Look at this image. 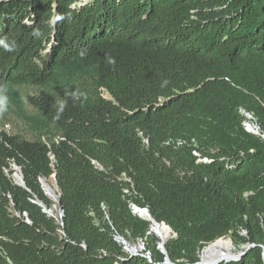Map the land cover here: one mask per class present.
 I'll return each mask as SVG.
<instances>
[{"label":"trees","instance_id":"16d2710c","mask_svg":"<svg viewBox=\"0 0 264 264\" xmlns=\"http://www.w3.org/2000/svg\"><path fill=\"white\" fill-rule=\"evenodd\" d=\"M0 95V264H264V0H0Z\"/></svg>","mask_w":264,"mask_h":264},{"label":"rangeland","instance_id":"374dc122","mask_svg":"<svg viewBox=\"0 0 264 264\" xmlns=\"http://www.w3.org/2000/svg\"><path fill=\"white\" fill-rule=\"evenodd\" d=\"M34 93H35V91L32 89L22 88V89H18L17 95L19 97L24 98L26 94H34ZM105 97L108 98L109 96L105 94ZM26 111L29 113V112H32V109L27 108ZM5 125H8V128H5L4 132L9 136L19 135L25 139H32L33 138L28 127L22 121H20L18 119L16 112H15V107H14V104L12 103V101L7 99L5 96L0 95V127L3 128ZM249 126L256 128L254 122L246 123V129H249ZM12 169H14L16 172L18 171L15 167ZM17 176H20L19 173L13 174L10 177L15 184L19 185L20 183L17 182V178H16ZM41 185H42L44 192L46 193L47 197L50 198L52 201H56V195L55 194L57 193L58 190H57L55 178L51 177L47 181L42 180ZM47 189L51 190L52 193H54V199L48 196L47 191H46ZM46 212L50 217L56 219L57 221H60L61 212L57 207H54L52 210H46ZM242 235H244V233ZM156 236H157V234H156ZM172 237H173L172 233L171 234L169 233L167 240H169ZM223 239L230 240L232 245L234 246L235 253L236 252L238 253L237 256L235 257V258H237L236 261L241 259L239 257L242 253H247L251 248H253V246L249 247L251 244H248V243H242V242H238V241L236 243H234L230 236H227L226 238H223ZM114 240L116 241V243L118 245H120L123 248V250L127 254H137V253H140L141 251L144 250V245L140 241L137 243H130V242L124 240L123 238L117 237V236L114 237ZM208 246H206V247H208ZM206 247H204L203 250Z\"/></svg>","mask_w":264,"mask_h":264},{"label":"bare ground","instance_id":"6f19581e","mask_svg":"<svg viewBox=\"0 0 264 264\" xmlns=\"http://www.w3.org/2000/svg\"><path fill=\"white\" fill-rule=\"evenodd\" d=\"M249 130L254 134H258V130L255 127L249 126ZM16 178L17 182L21 183L20 176H17ZM46 191L48 196L54 199V193H52V191L49 189H47ZM138 214L142 219L152 224V230L157 234L158 238L160 239V244L166 242L169 233L171 234L169 228L162 224H156L155 221L151 218L149 212L139 211ZM237 254L238 253H235L234 246L232 245L230 240L219 239L216 242L210 244L208 247H206L200 253V257L202 259L203 264H212L214 262H217L219 264L224 261L234 259Z\"/></svg>","mask_w":264,"mask_h":264},{"label":"water","instance_id":"95a60500","mask_svg":"<svg viewBox=\"0 0 264 264\" xmlns=\"http://www.w3.org/2000/svg\"><path fill=\"white\" fill-rule=\"evenodd\" d=\"M248 132H250V130L249 129H246ZM250 133H252V132H250ZM254 134V133H253ZM55 178V177H54ZM20 180H21V183L19 184L20 186H23V179L20 177ZM136 211H145V212H148V210L147 209H140V208H138V207H133V213L134 214H136ZM43 212H45V213H47L46 212V210L45 209H43ZM60 212H61V215H60V220H62V218H63V211L62 210H60ZM138 216V215H137ZM138 217H140V216H138ZM141 218V217H140ZM27 222H29V221H27ZM156 224H162V225H164V226H166L164 223H157V222H155ZM166 227H168V226H166ZM169 228V227H168ZM169 230H170V232L172 233V230L169 228ZM253 245H250L249 247H252ZM159 248H160V250H161V252L163 253V254H165L166 255V251H165V242L164 243H161L160 245H159ZM246 253H242L241 255H240V257L239 258H242L244 255H245ZM263 257H264V254H263ZM236 259L237 258H234V259H231V260H228V261H224L225 263H227V262H230V261H236ZM164 264H172L170 261H169V259H168V257L166 256L165 257V261H164ZM197 264H203V262H202V259H201V257H200V261L197 263ZM212 264H218L217 262H214V263H212Z\"/></svg>","mask_w":264,"mask_h":264},{"label":"built area","instance_id":"2783aa9c","mask_svg":"<svg viewBox=\"0 0 264 264\" xmlns=\"http://www.w3.org/2000/svg\"><path fill=\"white\" fill-rule=\"evenodd\" d=\"M5 128H8V125H5L3 128L0 127V131H5ZM181 145H182L181 142L178 143V146H181ZM192 154L199 158L198 161H200V162H208L207 159H200V156L198 155V153L196 151H193Z\"/></svg>","mask_w":264,"mask_h":264}]
</instances>
